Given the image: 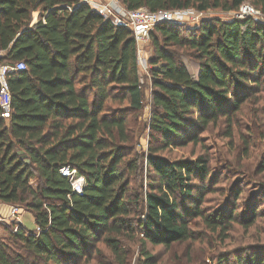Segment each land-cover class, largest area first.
Masks as SVG:
<instances>
[{
	"label": "trees",
	"instance_id": "obj_1",
	"mask_svg": "<svg viewBox=\"0 0 264 264\" xmlns=\"http://www.w3.org/2000/svg\"><path fill=\"white\" fill-rule=\"evenodd\" d=\"M245 1L120 0L128 10L150 12L237 11ZM248 1L264 14V0ZM148 37L153 48L149 59L153 111L145 160L149 179L137 226L145 241L170 247L196 235L189 230L183 208L211 232L228 226L217 215H204L199 203L194 205L198 199L191 181L205 179L204 157L188 161L158 153L178 141L197 143V131L216 123L219 114L228 117L224 104L237 110L243 102L237 92L242 83L259 88L264 24L249 16L206 19L183 34L177 24L159 22ZM169 47L193 51L197 74L190 73ZM19 62L25 68L7 74L8 117L0 107V203L19 206L28 200L38 231L30 233L24 225L10 230L7 239L19 242L31 258L11 253L0 239V264L75 262L93 242L104 243L119 257L118 237L132 229L127 219L131 205L140 208V196L134 193L132 198L129 191L128 178L138 166L137 158L128 159L131 153L126 151L131 141L127 114H113L109 104L141 108L143 91L132 33L82 0H0V64ZM63 167L83 177L79 193L61 175ZM204 189L198 188L200 201ZM253 218L243 225H251ZM144 256L142 264H156L147 251Z\"/></svg>",
	"mask_w": 264,
	"mask_h": 264
},
{
	"label": "rangeland",
	"instance_id": "obj_2",
	"mask_svg": "<svg viewBox=\"0 0 264 264\" xmlns=\"http://www.w3.org/2000/svg\"><path fill=\"white\" fill-rule=\"evenodd\" d=\"M243 5L257 10L248 0ZM237 11L208 9L197 12L194 9H184L173 13L180 12L181 21L175 24L185 34L186 30L199 28L200 23L206 19L225 21L239 18L236 15ZM258 12L247 16L264 24V14ZM169 48L190 73L197 74L198 61L193 51L187 48ZM136 56L139 63L137 69L139 83L143 91L141 108L138 111L129 110L125 102H112L109 105L114 111L113 114L121 112L128 117L127 129L131 141L127 144L126 151L130 150L131 153L128 159L137 158L138 166V171L128 178L129 191L132 198L134 193L140 196V208L136 209L131 205L132 211L127 221L132 229L125 230L118 237L121 250L119 257L104 243L93 242L86 248L88 253L83 258H77L75 262L63 261L62 264H142L146 251L153 255L156 264H237L238 260L246 264H257L261 260L264 264V75L260 78L259 88H253L249 82L238 87V98L243 99L238 109L233 110L229 102L224 104L222 110L227 111L228 117L219 114L216 123H209L205 130L197 131V143L178 141L176 146L158 153L172 159L188 161H195L198 156L204 157L208 167L205 179L199 181V178H195L191 181L193 194L198 199L193 201L194 205L199 203L202 213L206 216L217 215L228 228L222 232L219 229L211 232L200 218L192 217V212H185L183 205L180 204L184 217L188 219L189 230L196 235L190 240L174 243L170 247L154 246L145 241L143 232L137 226V218H142L141 198L143 199L147 190L149 179L145 163L150 143L149 119L153 111L152 79L149 72V59L153 56V48L149 37L146 41L136 44ZM31 184L35 187L36 181L32 180ZM200 186L205 187L201 201L198 197ZM27 202L28 200L19 205L20 220L30 233L31 231L36 233L38 227L34 223L33 213L27 207ZM184 207L191 209L194 206L184 203ZM3 212L4 209L0 210V216ZM230 214L233 222L228 220ZM251 215L254 216L253 223L244 226L243 224L250 222L248 219ZM11 224L0 219V239L6 242L11 253H20L31 258L19 242L7 239Z\"/></svg>",
	"mask_w": 264,
	"mask_h": 264
},
{
	"label": "built area",
	"instance_id": "obj_3",
	"mask_svg": "<svg viewBox=\"0 0 264 264\" xmlns=\"http://www.w3.org/2000/svg\"><path fill=\"white\" fill-rule=\"evenodd\" d=\"M87 3L92 9H94L98 14L104 17V19L109 20L114 25H120L128 29L135 40L136 44L146 41L149 32L153 27L159 22H169V23H180L181 15L180 12L173 13L180 10H170V11H156L150 12L145 8H139L136 10H128L120 2V0H82ZM257 10L249 6H240L236 15L244 17L247 15L257 13ZM259 13V12H258ZM137 57V66H138ZM143 66V65H142ZM145 67V66H143ZM25 68L22 62L16 63L15 65L9 66L5 64H0V107L3 111V116L8 117L10 113V94L7 85V74L11 71H19ZM138 69V68H137ZM62 176L68 177L70 184L76 192H80L83 185V177L77 176L75 170L69 169L68 167H63L60 170ZM3 214L0 216L4 222L12 223L11 230L15 232L18 228L22 227V222L20 220V207L17 205H8L0 203V210H3ZM1 214V213H0Z\"/></svg>",
	"mask_w": 264,
	"mask_h": 264
},
{
	"label": "crops",
	"instance_id": "obj_4",
	"mask_svg": "<svg viewBox=\"0 0 264 264\" xmlns=\"http://www.w3.org/2000/svg\"><path fill=\"white\" fill-rule=\"evenodd\" d=\"M36 19V13H34V15H33V20H35ZM4 209V208H3Z\"/></svg>",
	"mask_w": 264,
	"mask_h": 264
}]
</instances>
